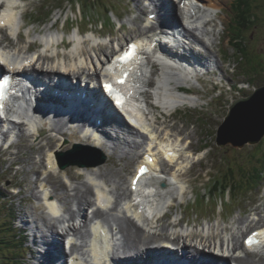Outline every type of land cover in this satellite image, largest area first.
Returning a JSON list of instances; mask_svg holds the SVG:
<instances>
[{"label": "bare ground", "instance_id": "obj_1", "mask_svg": "<svg viewBox=\"0 0 264 264\" xmlns=\"http://www.w3.org/2000/svg\"><path fill=\"white\" fill-rule=\"evenodd\" d=\"M24 1L9 0L0 17V45H4L5 49H12L6 50L7 54L4 58L0 57V72L5 69L13 71L16 66L23 68L25 64L32 66L37 59V55L40 54L39 61L33 67L27 68L30 72L37 73L40 79L44 78L46 81L53 82V75L60 73L63 76H72L74 82L77 79H81L84 83L98 80L109 70L105 71L103 66V69L94 74L90 68L89 71L83 69V64L88 66L93 64L95 54L91 51H95L96 54L100 53L103 56H112L117 53L118 43L122 46L124 43L126 44V41L129 43L137 39L141 40L143 49L149 48L161 38L160 31L163 29L161 20L164 18L175 19L174 17L178 16L182 21V25L184 24V30L181 31V37L178 38L180 41L174 46L161 40V49L183 66L193 67L200 73L197 74L200 78L219 76V79H225L227 77L223 57L215 51L217 37L221 35L218 20L220 19L225 24L226 19L225 15L216 14V11L223 12L227 9L222 5L225 0H173L176 7L179 2L180 10L177 16L173 15V18L161 15L163 11L176 10L170 2L149 0L153 3V8H151L148 0H136L137 8L140 11L139 15L145 13L147 8L150 10L148 16L145 21L139 15L131 17L128 21L133 25L130 34L132 38L125 37L121 41L117 40V44H113L112 50L109 42L98 45L96 38L98 39L99 33L95 30L90 31L91 34L89 35L86 34V42L82 43L78 40V33L82 30L78 29L71 35L70 39L75 41L77 38L75 45L70 49L68 47L72 46V43L70 45L69 42L65 41L63 46L68 49L62 52L60 51L61 46H59L60 48L56 52L55 47L50 44L43 46L39 43L45 41L48 33L44 34L43 31L40 32L36 29V33H39L41 37L34 39L35 44L31 43L27 52L34 46L41 47L42 50L32 55L24 54L22 49L18 48V45L23 44L25 39L22 32L18 37L13 35V38L17 41H13L14 39H10L8 35V33L15 34L17 28L23 29L28 24L27 11H22ZM195 2L198 3L197 6H194ZM181 3H183V7H180ZM200 4L208 7V11H203ZM156 12H158V21L149 26L152 21L150 15L152 13L156 14ZM190 13H192L191 17L189 16ZM191 18L195 20L191 21ZM203 18L206 19V25L200 26L199 20ZM187 21L194 26L188 25ZM55 26L56 22L52 24L48 31H51ZM3 30L8 33H4ZM88 43L91 51L85 47ZM157 71L161 74L157 81H154L153 94L157 101L163 102L169 109L177 108L186 102H197L198 99L195 97H185L175 93L174 87L183 85V81L178 79L176 75L162 68L157 69ZM149 74V67L141 64L137 73L139 79L135 80V85L132 88L131 106L135 109L139 102L143 105L147 103L148 109L151 110L152 122L150 117L145 115L134 116L136 118V123H134L131 120V122H128L124 118H122L123 120L118 117L110 119L105 112H102L101 115L105 121L98 123L94 119L92 127L97 130L90 134L88 132L84 133L83 130L67 129L66 124L63 122L61 126L59 123L46 120V123L50 124L55 131L42 132L43 136H39L34 143H30L31 135L25 131L24 126L19 125L16 127H20L19 137L22 138V142H20L17 150H7L10 154L7 159L11 166L10 169L16 163H20L22 166L17 174L32 172L36 175L35 178H31V185L26 184L29 188L28 199L33 204L30 208L26 207L28 210H24L25 215L21 216L19 226L20 230L25 232V238H28V247L31 251V257L27 259V264H44L40 255L43 245L54 246L59 249L62 254L59 262L67 264V256H70V251L65 238L69 234L74 235L77 240L76 244L71 247L72 251L78 250L86 256L89 252V246L93 247L95 258L87 259L86 264H107L106 257H100L99 248L96 247L97 245L93 246L90 240L93 233L96 238L102 237L104 239V231L109 232L112 237H118L119 243H115L113 246L114 257L123 263H143L148 251H154L155 253L161 252L158 255L169 260L174 259V257H183L188 259L191 264H197V258H200L203 254L201 252L205 251L208 252V257L215 254L224 258L223 260H228L230 264H264V203L255 209L257 210L256 215L260 214L258 211H262V215L256 223L255 219L252 220L251 217L242 214L232 222L231 226L228 225L226 219L223 222L206 223L203 227L201 225L192 226V222H188L184 217L173 218V215H170L176 204L182 206L181 201L179 202L181 197L175 195L176 189L174 188L171 192L177 199L163 207L167 211L166 215L159 221L160 228L154 231L156 221L148 218H155V214L161 206L150 204L152 202L151 195L140 193L132 196L134 193L131 189L133 181H138V183H135V187L138 189L144 184V180L138 179L139 170H137L136 177L129 179V185H127L128 178L125 177L124 172L128 169V164L126 167L118 168L119 162L126 160L128 163L133 161L137 163L139 160L145 162L142 150H146L147 144L149 146L148 151L152 152L156 160V157L159 158L163 154L169 153L171 150L169 146H179L180 141H185L184 137L176 135L172 131L177 130L175 127L163 124L162 128L160 116L157 115V111L160 109L159 105L147 99L148 94L152 92H147V87L151 83ZM66 91L70 92L71 90L66 88ZM199 94L205 96L208 92L198 91ZM64 106L69 109L66 103ZM173 114L169 115L173 116ZM0 120L1 132L3 124H5L2 114ZM59 122L61 123V120ZM82 129L86 128L82 126ZM59 133L63 134L64 137H61ZM4 135L7 136L8 131L4 132ZM63 138H67L72 143L94 144L103 150L108 157L116 160L112 163L113 165L107 162L104 165H76L71 167L68 165L66 169L60 168L56 164L55 152L50 150L55 148L56 155L67 150L70 145L63 143ZM191 146L192 144L188 146L187 150L178 151L174 149L173 151L177 154L173 157L168 156L172 163H175L177 156H180L171 177H175L179 181L178 187H181V191L185 195L189 190L187 174L191 170L189 168L193 155ZM23 147L33 150L27 158L21 155ZM34 151L40 153L41 158L39 161L33 155ZM196 161L192 163L195 164ZM39 164L40 167L42 164H48V175L46 177H41L40 170L36 168ZM59 172H62L64 177ZM118 177L121 181L117 179ZM24 188L25 186H23ZM23 192L24 190L19 191L20 194ZM171 192L168 191V194ZM131 197H134V205L128 202ZM141 198L146 199L147 203L137 206L140 204ZM160 198L164 199L165 197L160 196ZM89 208H92L91 214L88 212ZM148 209H151L154 213L149 217H144ZM124 211H129L136 217H132L130 214L127 215ZM98 219H101L103 228L98 222H95ZM183 219L185 223H183ZM257 230H260L259 237L262 240L260 246L246 249L245 240L251 232ZM62 240L64 241L63 245H61ZM42 242H45V244H42ZM244 252H246V256L243 255ZM73 256L74 253L72 252L70 257ZM211 257L216 259L214 256ZM78 264H81V262H78Z\"/></svg>", "mask_w": 264, "mask_h": 264}, {"label": "rangeland", "instance_id": "obj_2", "mask_svg": "<svg viewBox=\"0 0 264 264\" xmlns=\"http://www.w3.org/2000/svg\"><path fill=\"white\" fill-rule=\"evenodd\" d=\"M26 1L27 0L24 1V6L22 8V11L23 12L27 11L26 13L27 18L29 15L28 11L33 13L32 11L38 9V7L39 9L42 10L40 13L42 18L41 23H34V24L31 23L30 25L31 27H27V28L25 27L26 28L25 32L28 35V37H31L32 34L36 32V29L39 30L40 32L43 31L44 34L48 33L49 32L48 29L59 17L62 18V21L59 23V29L60 31H62L64 27V21L66 20L67 15L70 16V21L67 22V24L70 27H72L73 26L72 19L73 17L76 18L77 16V14L74 12L73 5L74 3L77 2L82 3V5L84 6L83 8L88 19L90 16V20H84L80 24V27L87 28L88 25L92 23L89 29L94 28L95 30L103 31V35L107 37H111L113 34H115L113 35L114 37H119V38H114L115 42L117 40L121 41L125 37L132 38V35L130 34L132 32L133 25L128 20L131 17L136 16V14L137 15L140 14L139 10H138L139 13H137L138 8H137L136 0H135L136 2L134 0H114V2H111V0H101L100 5L96 2H93V0H90L92 2H84V0H31L28 3L29 9H27V4L25 3ZM224 2L222 3V5L224 4V7L227 8V13L226 12L225 13L228 14L227 16L225 15L226 17L225 24L231 27L236 26L240 20L235 10L232 8L236 0H225ZM247 3L250 7V12L245 15L246 17L249 18L248 23H246L247 28L245 29L244 28L245 26L243 24L242 29H240L239 31V36H242L243 40L245 41V43L240 41V45L243 46V50L245 51L241 54L237 53V49L235 48V46L229 43V38L231 34L229 35L227 30H226V40L221 45V48L223 47L222 53L225 56L226 66L233 67L232 73L231 72L229 73L230 78H232V80L231 81L229 80V84L226 83V89L229 90V93L227 94V100L225 102H219L217 100L214 101L213 98L221 94V92L218 91L214 95L209 97L208 100L206 101V103H208L207 108H199L197 110H191V109L181 110L182 111L181 117L183 116V121L190 122L192 129L189 127L188 124L182 126L178 122L173 123V120L177 119L175 113L173 114V116L170 115L167 116L161 113L162 116L164 117V120L160 116V123L162 124V128H163V124H165V126L175 127L178 131L177 130H172V131L176 133V135H181V137H184L185 135L189 139L194 138V143L198 147H195L192 144L191 148L193 149V151H197L200 148L199 147L200 144L208 143V145L213 146V148L211 149L212 151L205 160L209 169L212 170L213 172V173L211 172L212 175L210 176L211 182L215 177H217L218 179H220L221 182H224L228 185L231 183V181L225 180L227 177H229L225 173L227 171L231 172L230 176L234 179V181H236L235 182L236 186L237 184L239 185L238 186L239 191L238 190L233 191V200L231 201L230 204H227L226 210H223V215L227 218L228 225L230 226L232 225V222L242 214H244L247 217H251L252 214H256L257 210L255 209L258 206H262L264 203L263 202L264 186L260 189V186L264 184V181L259 184L252 183L251 186L253 190H249L247 187H244L242 189L244 180L248 181L251 180L253 176L256 177L257 171H260L261 178L264 180V137L259 143L260 144L259 146H257L256 143L250 142L251 145L245 144L242 147H236L233 146L231 142H229L225 144L224 147H221L218 145L217 141L215 140V138H217L218 136L217 135L218 128L220 124L223 123L222 121L224 120L225 116L228 114L231 102L237 97L244 95L245 96L251 95L256 87H261L264 85V0H247ZM108 6L111 7L112 9L109 8ZM107 8L111 10V14L108 11H105V9L107 10ZM103 9L106 12V14L103 11ZM148 11L150 10L146 8L145 13H148ZM48 13L53 14L52 17H50ZM142 14L139 15V17L145 21L146 18H144ZM119 15L122 16L120 17L121 19H119ZM35 16H39V14L34 15V19H36ZM250 19H253V21H249ZM124 20L125 22L127 21L131 25L130 24L127 25V27H125L120 31L119 28H116V21L117 23H119V25H121ZM98 21L107 22V24L109 25L112 24V27H109L105 23L104 28L102 27L99 28V25L101 24L102 26V23H96ZM55 27H57V23ZM219 30H221V28H219ZM87 34L89 35L91 33L89 32ZM8 35L10 39L11 37H14L13 34L8 33ZM239 36L236 37L234 42L239 38ZM24 37L25 39L23 44H19L18 48L22 49L24 54L25 53L29 54L27 52L28 47L31 45V43L35 44L34 39L37 37H41V35L40 34L35 35L32 41H28L25 35ZM13 41H17V40L14 39ZM217 45L218 42H216L215 49ZM113 46L114 45L111 43L110 44L111 50ZM85 47L91 51V49L89 48V43ZM60 51L64 52L66 50L60 49ZM91 52L93 54H96L95 51H91ZM235 67L237 73L234 70ZM218 77H214V78L207 77L208 78L207 80L219 79ZM228 78L229 75L227 72V77L225 79L223 78L222 79L224 81ZM154 81H157V79ZM233 84H235L236 87L238 88L236 91H230L232 89ZM207 92L209 93V90H207ZM205 96L203 95L201 97H205ZM158 111H160V109ZM194 122H196V124H198L201 127V130H203L201 136H199L200 135L199 126L195 127L196 124ZM20 142H22V140ZM65 142L68 145L69 143L71 144L70 141L65 140ZM30 143H34V142H31L30 139ZM69 149H67L66 151H68ZM84 150L88 153L92 152L89 149L88 151L87 149ZM100 151L97 152V156L89 155L87 158L75 156V159L73 160L80 161L85 164L87 163L95 164L98 161L101 162L103 158L106 157L105 160L100 164L104 165L105 163L109 162L111 165H113L112 163L115 162L116 159L107 157V154L103 150ZM31 152H33L32 149L23 147L21 155L27 158L30 156ZM39 154L37 152L33 154L35 155L37 161H39L41 158ZM204 154L207 155L208 151L205 152ZM2 156H3V151H1L0 154V264H27V259L31 257V251L29 250L28 247L29 246L28 238H25V232L20 230L19 226L21 224V216H24L25 211L28 210L26 207L30 208L31 204H33V202L29 201L28 199L29 188L28 186H26V184L31 185L32 184L31 178H35L36 175L32 172L31 173L20 172L21 174L20 173L16 174L17 169H15V167L20 163H16L14 166H12V169H10L11 166L9 160H7L9 158V155H6L4 158ZM109 159L112 160L110 161ZM4 160H6V162ZM134 162L135 161L128 163L127 160L123 162H119L118 168H122V166L126 167V165L128 164V169H127L128 171L126 170L124 172L126 175L125 177L128 176L130 178L131 172L133 171V169L135 170ZM200 164L203 166L204 162L201 161ZM196 166H197L196 163L194 164L193 167L189 166L191 170L187 174L188 177L187 180H189L188 182L189 190L187 194L190 192L192 184H194L193 174ZM43 167H45L44 164H42L41 167L40 164L36 166V168L40 170L41 176H42L41 170L43 169ZM59 173L63 175L62 172ZM199 175L202 176V173H200ZM129 178L126 181L127 185H129ZM117 179L121 181L119 177ZM17 182L19 185L22 186V190H24V192L22 194L19 193V195H14L12 194L14 193V191L11 190L12 193H10L8 189H11V187H13V185H15ZM66 183L68 184V182ZM23 186H25L24 189ZM198 187L199 190H201V193L207 190L203 188V181L198 183ZM214 194L215 195H213L210 203H205L204 195L201 194V196L199 197V204H197V206H190L187 209L186 214L188 221L192 220V222L194 223L197 220V223H199L200 221V223L203 224L206 223V221H212V223H215L213 222L214 213L212 210L216 205V200L214 199V197L216 196V194H220V197L222 199V194L219 193V191ZM200 199L203 200L200 201ZM179 202L177 201V203ZM253 205H257L254 208V212L251 214H247L248 212L247 209L250 210ZM176 207H180V206L176 204V206L173 207L172 211L170 212V215H172ZM20 208H22V210H20ZM258 213H260L258 215L259 217H261L262 211L260 210L258 211ZM182 215L183 212L180 211L179 216L182 217ZM256 222L257 221H255V223ZM200 223L197 225H201L202 227L206 225V224L202 225ZM63 240L61 241L62 242L61 245H63L64 242Z\"/></svg>", "mask_w": 264, "mask_h": 264}, {"label": "water", "instance_id": "obj_3", "mask_svg": "<svg viewBox=\"0 0 264 264\" xmlns=\"http://www.w3.org/2000/svg\"><path fill=\"white\" fill-rule=\"evenodd\" d=\"M237 135V136H236ZM264 137V87L253 95L239 99L231 109L229 116L219 130L220 145L231 142L234 146L242 147L247 143H258ZM80 146H76L69 153H75ZM64 154L60 160L64 167L78 162L66 163Z\"/></svg>", "mask_w": 264, "mask_h": 264}, {"label": "trees", "instance_id": "obj_4", "mask_svg": "<svg viewBox=\"0 0 264 264\" xmlns=\"http://www.w3.org/2000/svg\"><path fill=\"white\" fill-rule=\"evenodd\" d=\"M236 8H237L238 11L241 10V14H239V16L241 17L242 21L239 20V23L240 24H246V23H248V19L249 18L245 16L246 14H248L250 12V7H249V5L247 3V0H237ZM252 16H254V15H252ZM249 21H253V19H250ZM245 28H247L246 25H245ZM240 29H241V27H239V30ZM235 33L236 34L237 33L239 34V32H238V26H237V31H235ZM256 173H257L256 174V177L253 176L251 180H248V181L244 180L242 189L244 187H247L250 190L252 188V186H251L252 183L253 184H257L259 182V180H260V171H257ZM233 182H236V181L232 180V183ZM224 184L226 185V183H224ZM237 187L238 186H236V184H235V189H238ZM213 191H215V192L217 191L218 192L219 191V186L215 184Z\"/></svg>", "mask_w": 264, "mask_h": 264}, {"label": "snow or ice", "instance_id": "obj_5", "mask_svg": "<svg viewBox=\"0 0 264 264\" xmlns=\"http://www.w3.org/2000/svg\"><path fill=\"white\" fill-rule=\"evenodd\" d=\"M131 48L134 50V49H135V45H132ZM130 54H131V53H130L129 51H125L124 55H123L122 57H120V59H122V60H126V59L129 58ZM120 82L123 83V81H120ZM106 87L108 88L109 91H112L111 86H106ZM144 171H145V169L142 167V168L140 169V173H139V174L142 175V174L144 173ZM135 183H136V181L134 180V181H133V186L135 185ZM255 235H256V234L254 233V234H253V237H254ZM253 237H250L249 240L247 241L249 244L253 242Z\"/></svg>", "mask_w": 264, "mask_h": 264}]
</instances>
